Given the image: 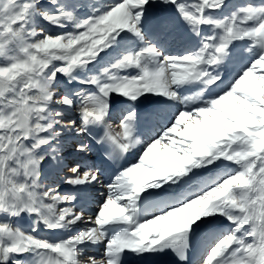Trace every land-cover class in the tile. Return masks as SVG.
<instances>
[{
  "label": "snow or ice",
  "instance_id": "snow-or-ice-1",
  "mask_svg": "<svg viewBox=\"0 0 264 264\" xmlns=\"http://www.w3.org/2000/svg\"><path fill=\"white\" fill-rule=\"evenodd\" d=\"M168 254L264 264V0H0V264Z\"/></svg>",
  "mask_w": 264,
  "mask_h": 264
},
{
  "label": "bare ground",
  "instance_id": "bare-ground-1",
  "mask_svg": "<svg viewBox=\"0 0 264 264\" xmlns=\"http://www.w3.org/2000/svg\"><path fill=\"white\" fill-rule=\"evenodd\" d=\"M242 2H244V0H229V3H231V4L242 3ZM158 9H159V11H157ZM161 11H163V9H160L159 7H153L152 9H150L149 15H158ZM161 42H167L166 46L169 48L170 52L175 53L176 51H178L177 45L173 44L170 41H167V37H161ZM224 78L227 80L230 78V75L229 74L224 75ZM66 85L69 87H72V88L80 87V85L77 82H70V83L68 82L64 86H66ZM142 104L148 106V111L141 116L142 118L147 119L148 114H149L150 110L152 109V106L151 105L149 106L147 101H145L144 99H142V102L139 105H142ZM108 123L112 124L113 121L109 120ZM89 139H91V138H89ZM85 142H88V141H85ZM96 151H97V149L95 148L91 152H84L83 154H80V155L73 154V156H71V158L74 159L73 161L80 159L81 162L86 161L88 164H93V163L96 164V159H97ZM134 157H135V153L132 156H130L131 162L134 160ZM71 165L74 166V163H69V166H71ZM63 175L60 176L59 174H56V173L55 174H48V178L46 180H44L43 182L46 184H50L53 187H58L59 190L62 192L67 191L68 189H71L72 186H67V185L58 184V183L53 182V181H57V182L60 181V179L63 177ZM79 187H84V186H79ZM65 189H67V190H65ZM156 191L158 192L159 190H156ZM104 192H105V190L102 189L100 187V185H96L95 187L89 186L87 188L86 192L82 194L86 198L87 205H88L90 210H96L98 202L102 201V193H104ZM21 223H26V221H22ZM218 224L221 227V230H223L224 226L227 224V221H223V219L221 218V220L218 221ZM47 234L50 236L56 235V234H52V233H47ZM198 255H199L198 252L193 254V262H195V260L198 259ZM173 260H174V257H172L171 254L160 255L155 259L153 264H169ZM147 262H148L147 258L141 260L139 258H136V257L129 255L127 264H146Z\"/></svg>",
  "mask_w": 264,
  "mask_h": 264
},
{
  "label": "rangeland",
  "instance_id": "rangeland-1",
  "mask_svg": "<svg viewBox=\"0 0 264 264\" xmlns=\"http://www.w3.org/2000/svg\"><path fill=\"white\" fill-rule=\"evenodd\" d=\"M51 31L55 32L57 31L56 28H50ZM239 43V42H237ZM224 71V74L228 71H232L233 74H234V71H235V65H229L226 69L223 70ZM231 74V75H233ZM72 82H77V81H72ZM68 83V81L66 80V78H63L61 77V86L64 87V85ZM78 83V82H77ZM147 100L149 103H151L153 106L156 105V104H161L163 105L165 102L163 101V98H153V97H150L148 99H145ZM170 110H175V109H170ZM167 111H169V109H167ZM75 153V149L74 148H66L64 153H62V155H66L67 156V160L65 161L66 163H68L69 161H73L74 159L71 158V156H73V154ZM138 159V156L135 154V157H134V160L132 162H136V160ZM73 166V165H71ZM69 166V167H71ZM68 169L66 168L65 171H67ZM197 171H200V170H197ZM55 170L52 169V168H49V171H48V174H55ZM57 174V173H56ZM60 176H62L64 173L63 172H60L58 173Z\"/></svg>",
  "mask_w": 264,
  "mask_h": 264
}]
</instances>
